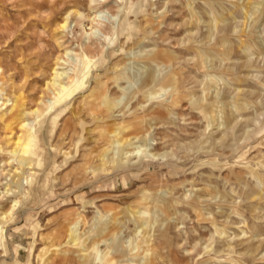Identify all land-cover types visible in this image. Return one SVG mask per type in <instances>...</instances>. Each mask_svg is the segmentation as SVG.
Returning <instances> with one entry per match:
<instances>
[{"label": "rangeland", "instance_id": "1", "mask_svg": "<svg viewBox=\"0 0 264 264\" xmlns=\"http://www.w3.org/2000/svg\"><path fill=\"white\" fill-rule=\"evenodd\" d=\"M0 264H264V0H0Z\"/></svg>", "mask_w": 264, "mask_h": 264}, {"label": "bare ground", "instance_id": "2", "mask_svg": "<svg viewBox=\"0 0 264 264\" xmlns=\"http://www.w3.org/2000/svg\"><path fill=\"white\" fill-rule=\"evenodd\" d=\"M67 24V21L65 20L63 23H62V28L65 27ZM65 62V61H64ZM66 63V62H65ZM59 67V66H58ZM58 67H55L53 68V77L51 78L50 82L47 84L48 86V89L51 87L55 93V95L57 96V98H61V99H66L68 100L69 98H71L76 90L81 86V84H77L76 86H73V87H70V86H67V84L64 83V79L68 76L66 74V72H60L59 70H61V68H58ZM67 71V70H66ZM82 79V78H81ZM152 81L155 79L154 76H152ZM81 81V80H80ZM74 83V82H73ZM58 99V100H59ZM60 99V100H61ZM60 102V101H59ZM64 102V101H63ZM42 103V102H41ZM53 103L50 102V105H52ZM40 110L39 109H36L33 111V113H38ZM25 116L24 113H21L20 114V118H19V121L21 122L20 123V126L22 128H25L27 127V123H24L25 120L23 119V117ZM22 142V140L20 139V137L17 139L16 141V144L15 146H18L20 143ZM14 153H17L15 155H18L20 154V149L18 147H15L14 149ZM16 175H15V180H18V187L19 189L21 188V182H22V176H23V171L22 172H15ZM73 234V233H72Z\"/></svg>", "mask_w": 264, "mask_h": 264}]
</instances>
